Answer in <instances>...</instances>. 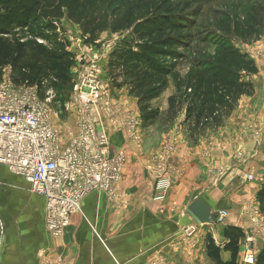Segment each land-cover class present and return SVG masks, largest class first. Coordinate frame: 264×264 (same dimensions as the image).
<instances>
[{
	"label": "crops",
	"instance_id": "0c3cea01",
	"mask_svg": "<svg viewBox=\"0 0 264 264\" xmlns=\"http://www.w3.org/2000/svg\"><path fill=\"white\" fill-rule=\"evenodd\" d=\"M245 80L254 85L253 94L239 99L217 131L192 144L182 126L171 128L165 143L173 151L166 161L160 159L165 143L155 148L144 133L138 150L123 132L109 129L111 152L124 149L126 153L117 196L109 202L103 194L89 195L81 213L71 217L70 226L59 238H52L45 229L44 200L30 194L26 182L0 166V217L5 225L0 264H43L46 253L62 256L69 264H185L191 256L186 234L190 228L197 237L195 264H212L206 252L208 236L221 250V260L228 262L231 255L222 250L227 243L224 229L232 226L254 235L246 231V214L255 206L259 186L243 181L242 176H264V142L250 132L252 125L264 122V73L260 70ZM237 151L245 155L241 162L234 159ZM159 161L171 177L160 199L156 188ZM196 199L217 215L227 211V222L198 223L187 210ZM255 242L258 254L264 248V235H257ZM241 251L240 246L237 264Z\"/></svg>",
	"mask_w": 264,
	"mask_h": 264
},
{
	"label": "trees",
	"instance_id": "16d2710c",
	"mask_svg": "<svg viewBox=\"0 0 264 264\" xmlns=\"http://www.w3.org/2000/svg\"><path fill=\"white\" fill-rule=\"evenodd\" d=\"M188 1L0 0V71L9 66L15 85L35 87L43 99L48 91H62L71 83L73 55L58 37L55 21L65 17L78 25L88 42H94L108 28L117 30L131 25L132 34L140 43L136 49L123 47L110 54L108 76L115 86L126 87L143 105V121L147 123L156 118L157 112L144 105L161 96L180 62L189 61L188 74L178 80L184 93L168 98L166 114L173 120L184 114L182 126L196 142L200 136L223 127L239 99L253 94L252 84L242 77L244 73H256L257 67L226 39L214 35L212 40L202 36L200 40L193 35L196 23L188 20ZM254 13L255 10L242 6L218 13L219 17L216 13L214 28L246 43L248 36L255 35ZM196 41L211 45L212 55H201L198 61L180 53L188 51ZM257 200L264 215V179ZM223 235L227 243L222 250L230 253V260H221V250L209 236L207 256L212 264H237L244 233L229 226ZM255 264H264V248L257 254Z\"/></svg>",
	"mask_w": 264,
	"mask_h": 264
},
{
	"label": "built area",
	"instance_id": "2783aa9c",
	"mask_svg": "<svg viewBox=\"0 0 264 264\" xmlns=\"http://www.w3.org/2000/svg\"><path fill=\"white\" fill-rule=\"evenodd\" d=\"M87 40V36L81 37V48L73 56L74 77L62 103L63 116L73 123L70 129L54 124L52 91L43 100L35 87L15 85L9 66L0 81V166L26 182L30 194L44 200L45 229L52 238L62 236L71 217L81 213V205L89 195L103 194L114 202L126 153L119 149L111 154L109 129L123 132L138 150L143 141L137 109L114 102L108 86L104 53L113 50L115 42L98 48L99 41L90 44ZM172 151L173 147L166 144L160 153L161 161H166ZM158 169L156 188L160 199L171 177L163 166ZM251 209L258 213L259 206ZM224 215L219 212L217 221H223ZM193 231L194 228L186 230L187 236H192ZM4 232L0 220V248ZM254 239V235L244 234V264L256 262Z\"/></svg>",
	"mask_w": 264,
	"mask_h": 264
},
{
	"label": "rangeland",
	"instance_id": "374dc122",
	"mask_svg": "<svg viewBox=\"0 0 264 264\" xmlns=\"http://www.w3.org/2000/svg\"><path fill=\"white\" fill-rule=\"evenodd\" d=\"M188 3L191 4L190 6V12L188 16V20L191 23H196L195 27L192 29V34L195 36H199L201 40L202 37H207V39L212 38L214 35L218 36L219 38H224L226 41L233 46L235 49H237L240 53L246 54L250 59H252L256 65L259 64V67L257 69L258 71H262L264 73V0H190ZM238 6H242L244 8H248L250 11L255 10V13L252 15V18L254 20L253 22V29H254V37L248 36V41L245 43L242 42V40L239 37H236L233 34H223L219 31H217L214 28L215 24V15L217 13H224V11H233L238 8ZM220 15H218L219 17ZM55 26H56V33L58 34V37L63 41L66 45V50L69 51L73 56L76 52H78L81 48V37L83 36V33L81 32L80 28L78 25L70 23L65 17L55 21ZM198 38V37H197ZM212 40V39H210ZM99 41L100 45H96V47H100L101 45H106L109 42H115V48L111 51H106L104 54H106L104 58V62L106 63L105 65V71L106 73L108 72V62H109V57L110 54L116 50H119L124 47V49H136V44L140 43L138 38L132 34V26H127L124 29H119L113 30L108 28L106 31L102 32L99 37L94 41L97 42ZM90 44H93L91 42ZM100 48H106L101 46ZM214 49L211 45L207 43H202L200 41L194 42L190 49L188 51H180V53H184V55L188 56V59L190 60H198L201 61V55L207 56L209 54L212 55ZM189 61L185 60L180 62L174 69L173 75L168 78V83L163 90L161 96L154 100L150 101L144 106L150 109L152 112H157V116L154 120L144 123L143 121V115L145 112L143 111V105H139V102L137 99L133 97L128 91L126 87H117L115 84L112 83V79L110 76L107 75V81H108V86L110 89V92L112 94V99L114 102H124L126 101L129 108H135L137 109L138 113L141 116V123H142V133H146L145 137L147 138L148 135L152 141V144H154L155 148H158V146L161 145V143H165L167 141V136L171 131V128L174 126H182V122L184 121V114L179 115L178 117H182V120L179 119L178 117L176 119H172L170 116L166 114L167 108H168V98L175 95L177 97L183 95L184 93V87L180 84L178 80H181L183 77H185L188 74L189 70ZM74 65V62H73ZM257 67V65H256ZM7 67H4L0 71V81L3 77L4 70ZM256 73L253 74H243L244 80L246 77H249V75H255ZM13 76V75H12ZM69 77L70 80L73 79L74 77V69L71 66L70 71H69ZM246 81V80H245ZM250 83V82H249ZM254 86V85H252ZM71 88V83L70 86L64 87L62 91H52L54 98L50 103V108L53 113V119H54V124L62 126L64 129H70L73 127V123L71 120L67 119L66 117L63 116L62 113V103L65 100V96L68 95L69 91ZM65 95V96H64ZM44 99H46L47 93L44 94ZM42 99V98H41ZM43 99V100H44ZM123 99V101H122ZM132 106V107H131ZM128 108V109H129ZM183 129L185 126H182ZM152 131V132H151ZM186 131V129H185ZM251 136L254 137L256 140H259L261 142H264V122L263 124H257V125H252L251 129ZM185 136L189 140L190 143H195L193 142L192 137L186 133ZM260 144V143H259ZM166 145V143H165ZM165 145H162L163 147ZM162 147V148H163ZM264 151V150H263ZM264 153V152H263ZM111 154H113L111 152ZM245 155L242 153V151H237L234 154V159H237V161L241 162L243 159H240V157H244ZM161 161H159L160 163ZM159 167L161 168L162 165L158 164ZM264 176H254L251 173H244L242 176L243 181L247 182H255L256 185L259 186L257 195L259 190L261 189L262 183H263ZM253 204L255 207H258V200L257 196L255 200L253 201ZM36 208V207H34ZM224 212V218L223 221L219 222L216 220V224L223 225L224 223L227 222L229 215L228 212L223 210H220L219 212ZM218 212V213H219ZM259 213V214H258ZM258 213H256L254 210L249 209L247 210V217H248V227L246 228V231H253L254 236H260L264 235V218L262 216V213L258 209ZM218 217V215H217ZM0 220L2 221L1 217ZM71 219L69 221V225L67 228L70 226ZM214 223V224H215ZM4 230H5V225L2 221ZM209 224V223H208ZM213 224V223H211ZM66 228V229H67ZM66 229L63 231L62 236L64 235ZM5 233V232H4ZM61 237V236H60ZM189 237V246L190 247V258L187 263L185 264H195V253L197 249V237L194 234L192 236H187ZM59 238V237H58ZM244 239V238H243ZM243 241V240H242ZM241 241V243H242ZM245 242L247 243L248 240L246 239ZM206 243V241H205ZM240 243V246H241ZM251 243V242H250ZM253 248L254 245H256L255 239L253 240ZM239 246V249H240ZM257 249L254 248V251ZM45 259L42 261L43 263H49V264H69L67 260H65L64 257L62 256H56L53 257L49 254L44 255ZM243 258V252L241 251V256H240V264H244L242 261ZM60 259L61 263H58L57 260ZM157 264H161L160 262Z\"/></svg>",
	"mask_w": 264,
	"mask_h": 264
},
{
	"label": "water",
	"instance_id": "95a60500",
	"mask_svg": "<svg viewBox=\"0 0 264 264\" xmlns=\"http://www.w3.org/2000/svg\"><path fill=\"white\" fill-rule=\"evenodd\" d=\"M187 210L194 217V219L200 224L215 223L217 220V214L212 211L201 200H194L187 206Z\"/></svg>",
	"mask_w": 264,
	"mask_h": 264
}]
</instances>
